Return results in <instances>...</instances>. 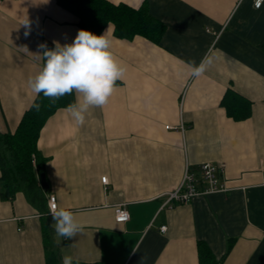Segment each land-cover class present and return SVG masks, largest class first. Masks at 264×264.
<instances>
[{"label":"crops","instance_id":"0c3cea01","mask_svg":"<svg viewBox=\"0 0 264 264\" xmlns=\"http://www.w3.org/2000/svg\"><path fill=\"white\" fill-rule=\"evenodd\" d=\"M109 1L147 3L164 32L154 41L118 37L112 23L104 28L126 72L83 125L67 107L44 124L38 148L46 157L47 213L23 192L0 196V264H47L42 226L45 219L54 229L50 195L83 225L71 240L54 233L73 264H200L198 241L221 264H264V1L259 8L255 0ZM78 21L57 0H0L2 132L15 130L36 95L28 80L44 64L40 45L71 43ZM206 55L213 63L192 77L190 62ZM230 88L252 101L247 118L228 116L222 100ZM204 162L225 164L227 189L164 205L186 167L200 178ZM120 205L130 213L126 222L115 219Z\"/></svg>","mask_w":264,"mask_h":264},{"label":"trees","instance_id":"16d2710c","mask_svg":"<svg viewBox=\"0 0 264 264\" xmlns=\"http://www.w3.org/2000/svg\"><path fill=\"white\" fill-rule=\"evenodd\" d=\"M64 8L75 13L81 29L100 35L104 28L112 23L114 34L121 38L131 39L142 35L158 41L164 32L165 25L143 3L135 8L125 3L115 4L109 0H57ZM264 49V39L261 43ZM118 80L116 82L119 83ZM40 104V110L32 107ZM76 103V94L61 97L52 103L41 93L24 111L14 131L0 130V196L12 200L18 192H23L28 201L44 216L47 213V198L40 183L44 174L46 157L38 148L40 132L48 120L59 108ZM228 116L234 119L247 118L252 109V101L233 89H228L222 100ZM43 236L47 264H61L62 257L54 241V229L47 220H43ZM200 264H221L205 241H198ZM80 264V263H74Z\"/></svg>","mask_w":264,"mask_h":264},{"label":"clouds","instance_id":"9594fccd","mask_svg":"<svg viewBox=\"0 0 264 264\" xmlns=\"http://www.w3.org/2000/svg\"><path fill=\"white\" fill-rule=\"evenodd\" d=\"M262 0H256L259 8ZM28 25V21L24 23ZM28 35V32H25ZM54 48L40 45L44 51L39 54L44 64L41 70L28 80V86L33 93L49 98L56 103L61 97L77 95L76 103L70 104L67 111L77 125H83L90 108L106 105L115 91V85L126 72V67L111 51L112 41L107 32L96 35L88 30L80 29L74 40L61 45L54 42ZM213 63V58L205 56L197 65L190 62L191 76H202ZM36 111L40 104L33 103ZM49 215L54 221V232L57 237L71 240L83 230V225L76 221L70 210L59 207L55 198L50 201ZM57 243H60L57 240ZM61 264H73V257L65 255Z\"/></svg>","mask_w":264,"mask_h":264},{"label":"built area","instance_id":"2783aa9c","mask_svg":"<svg viewBox=\"0 0 264 264\" xmlns=\"http://www.w3.org/2000/svg\"><path fill=\"white\" fill-rule=\"evenodd\" d=\"M263 1L264 0H262V2ZM167 127L177 128V126L172 125H167ZM224 168V163L204 162L200 165L201 177L199 178L196 172L191 170L189 167H186L180 184L175 189L166 193L164 205L172 206L174 203H187L194 196L200 193H211L226 190V185L220 182V177L224 172ZM107 179V176H102V181L104 183L108 182ZM199 181H203L205 183L204 186L200 187L198 185ZM53 198H55L56 202V197L54 195H50L49 203ZM115 219L118 222H126L130 219V213L124 205H120L116 208ZM160 229L165 231L167 226L162 225Z\"/></svg>","mask_w":264,"mask_h":264},{"label":"water","instance_id":"95a60500","mask_svg":"<svg viewBox=\"0 0 264 264\" xmlns=\"http://www.w3.org/2000/svg\"><path fill=\"white\" fill-rule=\"evenodd\" d=\"M41 183H42L44 190L47 191L48 190V184H47L43 175H42V182Z\"/></svg>","mask_w":264,"mask_h":264}]
</instances>
